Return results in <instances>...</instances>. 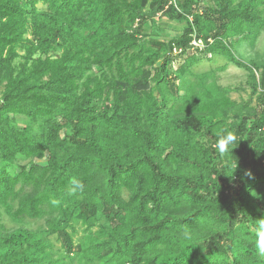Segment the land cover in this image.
<instances>
[{"label": "trees", "instance_id": "trees-1", "mask_svg": "<svg viewBox=\"0 0 264 264\" xmlns=\"http://www.w3.org/2000/svg\"><path fill=\"white\" fill-rule=\"evenodd\" d=\"M170 1L0 0V264H264V0Z\"/></svg>", "mask_w": 264, "mask_h": 264}, {"label": "rangeland", "instance_id": "rangeland-1", "mask_svg": "<svg viewBox=\"0 0 264 264\" xmlns=\"http://www.w3.org/2000/svg\"><path fill=\"white\" fill-rule=\"evenodd\" d=\"M39 7L41 9H45L46 6L44 4H40ZM162 27H167V24L170 26L177 28L179 27L174 22H170L168 20L159 21ZM149 26V25H147ZM172 30V29H171ZM170 30V31H171ZM171 33H175L171 31ZM235 53L237 57L250 64L252 62L264 64V31L255 41L244 40L241 44H239L235 48ZM180 61L176 64L174 63V68L176 69L183 59H179ZM228 64L225 58L221 57L216 62L210 63L207 60H202L197 66L193 67L194 73H201L205 71H209L212 69H217L219 66ZM255 76L257 79L261 77V71L255 72ZM218 82L221 86L230 87L234 90L230 96L232 99L238 102H249L252 106H257L259 104L258 97L262 94L261 90H257V93L254 92V87L252 86V80L250 74L242 67H238L234 64H228V68L225 72L218 73ZM4 222H6L8 227H13L14 224L10 222L7 216H3ZM44 221H37L28 224L30 228H40L42 227ZM60 244H58L59 246Z\"/></svg>", "mask_w": 264, "mask_h": 264}, {"label": "clouds", "instance_id": "clouds-1", "mask_svg": "<svg viewBox=\"0 0 264 264\" xmlns=\"http://www.w3.org/2000/svg\"><path fill=\"white\" fill-rule=\"evenodd\" d=\"M236 143L237 135L225 129L222 135H218L215 148L220 154H224L230 150L233 152L234 148H230V146ZM78 187L79 184H74L73 191ZM254 243L256 253L264 257V218L256 220Z\"/></svg>", "mask_w": 264, "mask_h": 264}, {"label": "built area", "instance_id": "built-area-1", "mask_svg": "<svg viewBox=\"0 0 264 264\" xmlns=\"http://www.w3.org/2000/svg\"><path fill=\"white\" fill-rule=\"evenodd\" d=\"M179 0H171L170 1V4H174L176 7H177V3H178ZM205 42L203 40V38H200V37H197V36H194L192 41H191V44H190V48L194 51V50H202L205 48ZM183 52L182 48H179V47H174V50H173V54L174 55H180L181 53Z\"/></svg>", "mask_w": 264, "mask_h": 264}]
</instances>
